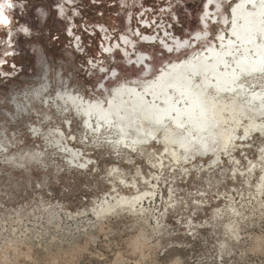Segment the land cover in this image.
Returning <instances> with one entry per match:
<instances>
[{"label": "rangeland", "instance_id": "1", "mask_svg": "<svg viewBox=\"0 0 264 264\" xmlns=\"http://www.w3.org/2000/svg\"><path fill=\"white\" fill-rule=\"evenodd\" d=\"M93 1L70 0L68 16H54L51 21L47 15L42 19L35 15L36 27L22 39L27 54L20 60L23 74H15L9 81L0 79V118L9 107L4 102L13 91L38 86V76H61L65 81L64 86L59 83L47 91L50 97H57V89L64 87L65 91L84 92L98 100L106 93L96 85L104 83L108 87L109 81L123 75V70L128 74L120 83L142 77V73L132 74L131 70L139 68L129 65L128 56L134 59L138 53L148 54L150 65L164 66L181 52L171 53L169 60L163 55L162 40L169 45H173L171 39L190 40L193 45L194 34L204 30L201 18L209 0H165L158 8L154 3L137 7L139 0H119L112 10L108 3L98 7ZM238 3L229 0L223 14L228 16L227 6L233 8ZM210 8L215 10L214 5ZM209 26L210 37L217 36L220 27L212 22ZM123 36L127 38L122 40ZM123 41L130 43L125 47ZM101 76H105L102 81ZM29 111H22L11 124L0 123V142L7 140L6 135H17L19 141L26 139L22 153L26 148L38 149V145L44 148V143L34 141L29 134L33 123H45V119ZM55 116L60 117L57 113ZM68 117L64 118L71 122L67 131L81 138V120ZM82 140L86 142V138ZM82 140L81 145L74 142V147L95 157L99 166L93 165L81 174L71 173V166L62 157H35L13 164L0 156V264H264V195H258L255 177L251 185L246 184L248 177L230 179L234 169L229 160H225L226 168L190 175L172 166L157 171L146 157L135 153L130 160L136 165L126 166L118 153H110L94 140L88 148ZM262 143V138H255L250 160H259ZM237 154L241 156V151ZM241 160L247 162L242 156ZM197 161L207 168L211 158ZM113 165H122L128 179L139 178L137 167L150 179L154 175L162 179V194L157 206L152 203L148 215L119 213L98 219L90 213L111 192L109 172ZM174 198L178 201L173 204ZM220 210L231 215L220 216ZM232 210L240 215L234 217Z\"/></svg>", "mask_w": 264, "mask_h": 264}, {"label": "bare ground", "instance_id": "2", "mask_svg": "<svg viewBox=\"0 0 264 264\" xmlns=\"http://www.w3.org/2000/svg\"><path fill=\"white\" fill-rule=\"evenodd\" d=\"M221 1L211 0L206 4L207 11L201 18L204 30L194 34L192 37L193 45L190 40H187L188 44L191 45L189 55L179 60L165 61V65L159 68V72L155 76L152 75L153 65L148 63L151 56L138 53L134 59L128 56L127 61L129 65L135 64L138 68L142 65L146 66L147 71L142 73V77L135 80L132 77V81L122 82L111 91L108 90L106 84L102 83L103 87L101 88L106 95L98 100L88 97L84 92L75 94L68 89L65 91L64 87L57 89L59 92L57 97L55 95L50 97L47 93L49 89L59 83L64 86L65 81L61 76L53 79L48 75L38 76V82L40 80L38 86L31 85L26 86L27 88L23 91H13L12 95L9 96L10 99L4 102L6 105L9 104V107H6L2 112L0 123L11 124L19 119L23 112L30 113L29 109L41 114L45 123H33L29 137L36 142L44 143V148L38 145V149L35 147L26 148L22 153L21 146L26 139L19 141L16 138L17 135L15 137L6 135L7 140L0 142L2 146L0 156L4 158V161L13 164L35 157L45 159L57 156L56 160L62 157L67 166H71V170L68 167L71 173L81 174L93 165L99 166L95 157L84 154L74 147V142H79L81 145L80 140L86 138V142L82 140L84 146L89 148L91 141L94 140L95 144L107 147L110 153L111 151H114L112 154L118 153L120 159L124 161L123 165L135 166L137 162L130 160L135 153L146 157L157 171H165L168 166H172L181 169L184 174L190 175V173L197 171L202 173L205 170L226 168L225 160H229L232 170L234 169L237 173L243 172V177H248L246 184H253L250 181L253 177L256 178L253 182L257 181L256 190L258 195L262 197L264 195V163L260 162L259 149L264 147V138H262L263 143L258 149L259 160H250L249 151L252 147L255 148V145H252L257 135L251 130L249 124L264 126L262 125L264 122V74L259 71L242 73L240 67L243 65L238 66L236 64L238 59H243L241 54L250 47L243 42V35L247 27L244 17L250 9L244 7V0H239V3L234 5L231 10L233 15L228 14L227 16V14H223ZM228 2L229 0H224L225 4ZM211 5L216 8L214 13L209 11ZM233 19L236 20V24L230 26ZM210 22L217 24L218 28L220 27L217 35L220 39L211 40L208 28ZM206 40H211V43H205ZM145 41L152 44L154 39L146 38ZM171 42L173 45L162 40V46L165 50L173 49L172 53L183 52L187 47L184 41L178 39L177 41L171 39ZM123 43L126 47L130 41H123ZM199 44H201V48L197 47ZM256 52L257 55L255 56L251 52L247 53L244 64L252 62L256 67L264 66V47L257 48ZM128 53L127 51L126 55ZM192 65L196 66V74L190 76L192 83L203 85L205 91L212 88L219 89L216 93L215 109L209 112L207 117L209 124L216 125V127H210L206 131L194 130L191 125H188V131L185 132L184 129L176 127V121L169 119L175 111L184 110L183 101L181 103L176 102L179 93L169 85L176 84L178 76L188 77L192 72ZM116 72L113 74L114 78L117 76ZM234 80L237 81V84H233ZM240 81H243V87H239ZM229 85L238 90L235 92L228 90ZM54 90L56 89L54 88ZM55 113L60 115L58 119ZM154 114L161 118L162 123H149L148 118ZM69 115L81 120L83 130L81 138L68 132L71 128V122L70 120L64 121V118H69ZM52 121L54 122L52 123ZM64 122H66L68 129H65ZM46 125H53L54 127H45ZM245 128L249 130V138L241 142L239 137ZM165 129H167V151L159 150L157 152L156 150L161 146L154 145L151 137H155L164 143ZM190 133L191 144L187 140L184 141V148L207 144L210 148L215 147L216 151H208L203 156L197 153L191 159H186L184 148H181L174 141H177L181 134L189 136ZM229 137H235V140L228 146L231 155L225 156L222 149L225 146L224 140ZM213 140H216L217 143L213 144ZM15 151L16 153H13ZM240 151L247 157V161H251L252 165H255L254 167H247V162L241 160V156L237 154ZM189 155L191 156V152ZM205 157L211 158L210 166L207 168L200 165L201 161L199 163L197 161L205 159ZM236 161H239V164ZM110 169L111 192L96 203L90 212L92 215L98 219L119 213L146 216L150 212L149 208H152V203L155 202V206H157L158 197L162 194L159 190L161 178L157 175H154L152 179L149 178L150 176L146 177L141 167L136 169V172L139 171L140 173L137 179H128L129 175L122 165H113ZM237 176V180L238 177L241 178ZM121 181L123 182L121 183ZM175 192L172 193L175 194ZM161 198L164 203V197ZM177 201L176 198L172 199L173 204ZM232 212L234 217L240 215L239 211L234 212L232 210ZM219 214L224 217L231 215L223 210L218 211Z\"/></svg>", "mask_w": 264, "mask_h": 264}, {"label": "snow or ice", "instance_id": "3", "mask_svg": "<svg viewBox=\"0 0 264 264\" xmlns=\"http://www.w3.org/2000/svg\"><path fill=\"white\" fill-rule=\"evenodd\" d=\"M51 5H42L41 3H33L32 0H0V29L4 30V37L6 39H12V32L11 29L15 28L18 30L19 33H22L24 36H28L31 34V28H35L36 24L32 23L31 28L27 25L29 21L24 17L25 9H30L33 14H38L39 18H43L44 16L48 15V12L45 9L51 11ZM244 7L246 9H250L244 17L245 25V32L243 35V42L249 45L250 47L245 50L244 53L241 54L243 59H238L236 64L238 66L243 65L240 67V71L242 73H247L250 71H259L261 74H264V66L256 67L254 63L249 62L248 64H244V60L247 59V53L251 52L254 56L257 55L256 49L264 47V0H244ZM5 8L9 10L11 13L10 15L5 14ZM232 6L228 5L227 11L230 16L233 15L231 11ZM33 19H36V16H33ZM20 21H23L21 23ZM236 20L233 19L230 22L231 25H235ZM71 34V33H69ZM233 34L235 35V31L233 30ZM183 35V33H182ZM190 35V34H189ZM54 38V37H50ZM240 38V37H237ZM78 40L79 37H76ZM220 39L217 36H212L211 40ZM211 40H206L205 43L210 44ZM184 43L187 45L185 50L177 55L176 59H181V57H187L189 55V50L191 49V45L188 44V41L185 40ZM207 50V49H205ZM173 49H167L164 51L163 55L171 60V53ZM152 63V61H149ZM227 66V65H226ZM111 71V69H109ZM133 75L139 76L141 73L147 71L146 66L142 65L139 69L131 70ZM159 72V67L154 65V71L152 75L155 76ZM128 74V70H123V75L118 77L114 81H109L108 83V90L111 91L113 86L116 84H120V81L126 79ZM196 74V66L192 65V72L189 74L188 77L185 76H178L176 84H170L169 87H172L174 91L179 93L177 98V103H181L183 101V111H175L173 116L169 117L170 120L176 121V127L184 129L185 132L188 131V125H191L194 130H208L210 127H216V125H210L207 117L209 112L214 111L215 109V101H216V93L219 91L218 88H212L205 91L203 85L201 84H194L191 82L190 76ZM107 75V74H105ZM105 76H101L100 80H104ZM233 84H237V81H233ZM99 87H103V85H96ZM94 86V87H96ZM239 87H243V81L239 82ZM228 90L230 91H237V88H233L231 85L228 86ZM198 109V111H197ZM149 123H162L161 118L158 115H153L148 118ZM264 125V122H262ZM251 130L257 135V138H264V126H254L251 123L249 124ZM148 135H151L148 133ZM165 142L162 143L160 140H157L155 137H151L154 145H160L161 147L158 149L160 151H167V129L164 130ZM191 133L189 136H184L181 134L177 141L174 143H178L181 148H184V141H188L191 144L190 139ZM249 138V130L245 128L242 134L239 137L241 142L248 140ZM235 140V137H229L224 140V148L222 149L225 156H230L231 153L228 150L229 144H231ZM213 144H216V140L212 141ZM208 151L215 152V147H209L207 144H200L192 145L191 148H184V156L186 159H191L192 156L196 155L197 153L201 156L205 155ZM260 151V162L264 163V147L259 149ZM191 152V156L189 155ZM242 158L245 160L247 159L244 156L243 152H241ZM239 164V161H236ZM249 168L254 167L251 161H247ZM140 173L137 171V176ZM239 175L243 178L244 173L239 172L237 173L235 170L231 173L230 179L236 178ZM123 181H121L122 183Z\"/></svg>", "mask_w": 264, "mask_h": 264}, {"label": "flooded vegetation", "instance_id": "4", "mask_svg": "<svg viewBox=\"0 0 264 264\" xmlns=\"http://www.w3.org/2000/svg\"><path fill=\"white\" fill-rule=\"evenodd\" d=\"M115 1H119V0H97V2L93 1V5L95 6L98 5V7H101L102 5H106L108 3L107 5H109L110 9L112 10L113 7L116 6ZM213 1H217V0H213ZM32 2L34 4L39 2L42 5L52 6L51 11H49L48 9H45V11L48 12L46 19L48 20L49 18V21H51L50 19L54 16L56 17L59 15L68 16L69 10H71L70 4H69L70 0H32ZM164 2L165 0H139L136 6L138 7V5H142V6L148 7V4L154 3V6L158 8V7H161ZM221 6H222V10H224L225 3L223 0L221 1ZM206 11H207V7H205L204 13H206ZM209 11L214 13L215 10L213 11L212 8H209ZM5 14L11 16V13L6 8H5ZM34 15L36 14H33L30 11V9H25L24 17L25 19L29 21V24L27 26L30 28H31L32 23H35L33 19ZM20 22L23 23V21H20ZM47 27L48 29L52 30L51 24L48 23ZM31 29H34V28H31ZM11 32H12V39L9 40L4 37V34H3L4 30L0 29V79L5 80V81H9L13 79L15 77L14 76L15 74L16 76L23 74L24 68L20 64V60L21 58H23V56L27 55L25 53V44H23L22 42V39L25 36L22 33H19L18 30H16L15 28H12ZM125 37L127 38V36H123L122 40ZM28 58H29L28 61L31 62V58L30 57Z\"/></svg>", "mask_w": 264, "mask_h": 264}, {"label": "built area", "instance_id": "5", "mask_svg": "<svg viewBox=\"0 0 264 264\" xmlns=\"http://www.w3.org/2000/svg\"><path fill=\"white\" fill-rule=\"evenodd\" d=\"M95 166V165H94Z\"/></svg>", "mask_w": 264, "mask_h": 264}]
</instances>
